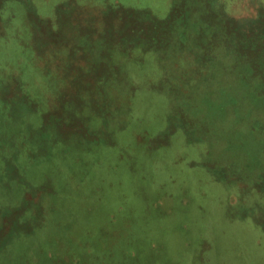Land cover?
Instances as JSON below:
<instances>
[{"label": "rangeland", "instance_id": "obj_1", "mask_svg": "<svg viewBox=\"0 0 264 264\" xmlns=\"http://www.w3.org/2000/svg\"><path fill=\"white\" fill-rule=\"evenodd\" d=\"M0 264H264V0H0Z\"/></svg>", "mask_w": 264, "mask_h": 264}]
</instances>
